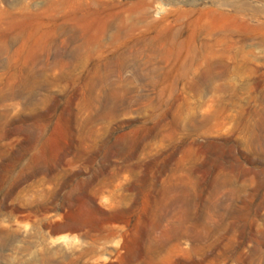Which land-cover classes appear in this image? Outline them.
<instances>
[{
    "label": "rangeland",
    "instance_id": "rangeland-1",
    "mask_svg": "<svg viewBox=\"0 0 264 264\" xmlns=\"http://www.w3.org/2000/svg\"><path fill=\"white\" fill-rule=\"evenodd\" d=\"M0 264H264V0H0Z\"/></svg>",
    "mask_w": 264,
    "mask_h": 264
}]
</instances>
